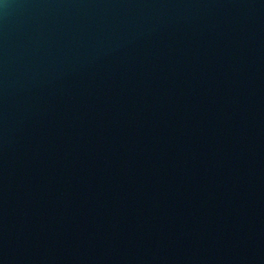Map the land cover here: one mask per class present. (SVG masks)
Masks as SVG:
<instances>
[{
    "label": "water",
    "instance_id": "95a60500",
    "mask_svg": "<svg viewBox=\"0 0 264 264\" xmlns=\"http://www.w3.org/2000/svg\"><path fill=\"white\" fill-rule=\"evenodd\" d=\"M0 264H264V0H0Z\"/></svg>",
    "mask_w": 264,
    "mask_h": 264
}]
</instances>
